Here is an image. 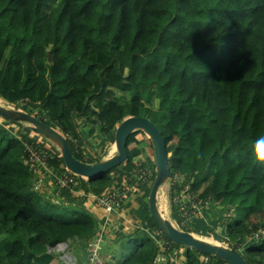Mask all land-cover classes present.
<instances>
[{
	"label": "trees",
	"instance_id": "16d2710c",
	"mask_svg": "<svg viewBox=\"0 0 264 264\" xmlns=\"http://www.w3.org/2000/svg\"><path fill=\"white\" fill-rule=\"evenodd\" d=\"M0 99L79 145L78 122L107 133L128 116L154 119L170 177L218 204L235 198L238 213L222 223L229 242L264 222V165L254 159L264 136V0H0ZM163 102L176 108L149 116ZM0 119V264H54L47 246L85 243L103 214L35 190L22 144L29 139ZM137 133L126 139L123 164L86 179L90 189L81 178L79 188L98 194L113 172L133 166ZM132 241L118 264H153L154 239L139 232ZM239 252L260 264L264 239ZM200 254L185 247V264H200Z\"/></svg>",
	"mask_w": 264,
	"mask_h": 264
},
{
	"label": "built area",
	"instance_id": "2783aa9c",
	"mask_svg": "<svg viewBox=\"0 0 264 264\" xmlns=\"http://www.w3.org/2000/svg\"><path fill=\"white\" fill-rule=\"evenodd\" d=\"M76 153L82 155L83 161L87 162V156L79 147L77 139L64 135ZM23 152L25 160L34 174L33 187L40 192L49 194L53 202L82 199L90 202L91 205L100 209L107 220L109 214H115L125 205L130 196L138 192L144 186H149L152 182V170L149 165L134 164L130 168H122V171L113 172L111 175V185L100 193L84 192L79 188L81 177L70 170L64 164L50 165V159L58 156L56 152L46 145L44 141L34 142V140H23ZM59 157V156H58ZM175 177V176H174ZM79 179V180H78ZM180 179H173L170 184L171 201L175 206V217L173 225L179 230L188 231L197 214L209 203V199L200 197L197 193L189 191L187 185L180 186ZM148 183V184H147ZM174 185L179 190H174ZM51 187V189H49ZM232 210V209H231ZM108 224V223H106ZM103 224L85 243L82 244V262L80 264H114V259L102 252ZM189 232V231H188ZM156 244L159 252L156 254L154 262L163 260L164 255L169 253L176 245L168 240L163 234L155 229L150 235ZM264 239V222L256 229H250L247 237L242 242H229L226 237L223 239L227 247L234 245L237 251H242L249 243ZM72 240L57 242L52 246H47V252L53 254L56 261L63 264H79L78 258L68 252ZM177 247V246H176ZM200 264H225L220 262L213 255L201 253L199 255ZM56 262V263H57Z\"/></svg>",
	"mask_w": 264,
	"mask_h": 264
},
{
	"label": "water",
	"instance_id": "95a60500",
	"mask_svg": "<svg viewBox=\"0 0 264 264\" xmlns=\"http://www.w3.org/2000/svg\"><path fill=\"white\" fill-rule=\"evenodd\" d=\"M0 116L11 122H24L31 132L44 137L56 146L62 162L68 170L86 179H93L123 164L127 159L125 142L128 135L135 130H141L149 138L153 149L155 174L150 184L147 204L157 230L175 244L213 255L228 264H247L235 248L211 243L193 236L191 232L179 230L160 213L156 203V194L159 186L168 180L171 174L163 137L158 127L147 117L128 116L122 119L113 131L115 153L97 162H85L73 156L67 139L59 129L38 119L35 115L0 105Z\"/></svg>",
	"mask_w": 264,
	"mask_h": 264
},
{
	"label": "rangeland",
	"instance_id": "374dc122",
	"mask_svg": "<svg viewBox=\"0 0 264 264\" xmlns=\"http://www.w3.org/2000/svg\"><path fill=\"white\" fill-rule=\"evenodd\" d=\"M152 92L154 93V95L156 97L158 96L155 86L152 87ZM117 95H121V94L119 92H117ZM0 105L10 107V108H14V109H20V110L27 112L26 110H24L21 107L20 104H9V103L4 102L1 99H0ZM175 108H176V104L174 102H172L171 104H167L166 102H163L159 105H156V107L152 108L149 116L152 117V116H155L156 114H158L159 112H164V111H168L170 109H175ZM149 120L155 124H158V122L154 119H149ZM1 122H3V121L0 119V123ZM17 123L19 124V126H20L22 132L24 133L25 137L33 134V132H31L26 127V124L24 122H17ZM52 126L55 127L56 129H58L53 124H52ZM77 127L79 129L78 133H79V137L81 139L80 145H81L82 150H83V146H85V147L88 146L90 151L91 150L94 151V154H97V155L100 154L101 156H103L102 158H104V156L105 157L108 156L107 154H109L108 152H109L110 146H111V138H112L113 130H110L109 132L105 133V132H102V130L100 129V127L98 125H92L91 123H88V122L87 123L78 122ZM90 130H92V132H90ZM38 137H39V139L42 138L43 140H45L46 145H48L52 149V151L56 152V154L60 157L58 149L56 148V146L54 144L50 143L48 140H46L44 137H42L40 135H38ZM34 142H38V140H36ZM80 145H79V147H80ZM130 146H132V144H130ZM86 152L90 155V153L88 151H86ZM139 154H140V152H139ZM151 154H153V149H152V145L149 143L146 145V149L144 148L143 152H141V154L138 157L132 158L131 163L140 164V165H149V168L152 170V173L155 174V167H153L154 166V159L153 158H151V160L149 159V155H151ZM60 159H61V157H60ZM112 171H113V169H111L107 173H112ZM152 176H154V175L152 174ZM173 179L179 180L180 177L175 175V177H170L168 180L163 182L160 185V187L158 188V195H160L161 191L163 192V190H164L163 193L164 194L166 193V191H165L166 185L170 186ZM86 181H84V182H86ZM83 185H86L88 187V189H90L88 181ZM142 192L143 191H140V193H138L139 195L136 194L135 197H132V198L135 200L137 197H139V196L141 197V195H143ZM167 194H168V192H167ZM144 197H145L144 201H143V198H141V204L137 206V210L139 211V215H140L139 226L132 227L130 225H120L119 223L117 225V223L115 221H113V223L104 227L102 251H103L104 255H106L108 257H112L114 259V264L121 263V261L127 256L128 252L134 248V241H132V239L137 235V233H139V232L146 233L150 236L151 233L155 231L153 221L151 219L150 220L148 219L149 214H148V206L146 203L147 199H146V196H144ZM234 199H235L234 197L227 198L226 200H224L225 203L223 205H221L225 209L224 220L226 219V217H233L235 214L238 213L237 207H234L232 209L228 206L229 204H231L233 202ZM168 201H169V198H168ZM119 225H120V230L115 229L116 226H119ZM113 226L115 228H113ZM192 233L194 236H195V234H197L195 237L199 236L201 239H203L205 241H208L211 243H218V244L224 245V246L226 245V242L224 240H222L220 235H218V233H222V231H220V230L218 231V233L216 232V234H217V235L215 234L216 236L212 235L211 237L205 236V235H209V234L201 235L203 233H200V232H193L192 231ZM211 234H214V233H211ZM82 244L83 243H80V242L79 243L73 242V243H70V245H69L72 248H68V252L72 253V255H75L78 258L79 264L82 262V253H83ZM180 248H182V249H180L178 251L177 250L178 247L175 246L172 250L169 251L168 254L172 255L173 257H175V256L177 257L178 254L181 256L185 250V247L180 245ZM158 252H159V250H158ZM58 257H59V255H56L55 261H56V258H58ZM159 260H161V259H158L157 261H159ZM56 262L54 264H63L60 261H58L57 263ZM159 262H160L159 264H161V262H163V261H159Z\"/></svg>",
	"mask_w": 264,
	"mask_h": 264
},
{
	"label": "crops",
	"instance_id": "0c3cea01",
	"mask_svg": "<svg viewBox=\"0 0 264 264\" xmlns=\"http://www.w3.org/2000/svg\"><path fill=\"white\" fill-rule=\"evenodd\" d=\"M135 136H136L135 138L138 140V146H139V150H140V154H141V152H143L144 148L146 149V145L149 144V138L146 135H144V133L143 134L137 133ZM27 138L29 140H34V141L38 140V142H42V141L45 142V140H43L42 138H41L42 140L39 139L38 135H36L34 133L31 135H28ZM131 144H132V146H130V144H129V147L134 146L133 142ZM87 148H88V146H86V147L83 146V150H84L83 152L85 153L86 151H88L90 153V155L87 152L85 153L87 156V160L97 162L99 160L110 157L111 155H113L115 153L114 141H113V132H112V138H111V146H110V150L108 152L109 154H107L108 155L107 157L104 156V158H102L103 156H101L100 154L99 155L94 154L93 150L90 151V149L89 148L87 149ZM140 154H138L136 157H138ZM151 158H153V154L149 155L150 160H151ZM84 181H86V179ZM149 188H150V185L144 186L138 192H136L135 194L130 196L129 199L127 200L128 202L125 205H123V207L120 210H117L115 212V214H109L107 216V220L104 219L105 214L102 211L98 210L99 213L101 212V215L103 214V216H101L100 219L98 218L100 227L106 223H108V224H106L104 226L110 225L111 223H113V221H115L117 223V225L119 223L120 225H130L132 227L139 226L140 215H139V211L137 210V206L141 204V198H143V201H144V198H145L144 196H146V199H147ZM49 189H51V187H49ZM140 191H143L142 192L143 195H141V197L140 196L137 197L134 200L132 197H135L136 194L139 195L138 193H140ZM165 191H166L165 194L163 193L164 190H163V192L161 191L160 195H158V191H157L156 203H157V206L159 208L160 213L162 215H164L169 221H171V223H173L174 217H175V206L171 201V196H170L171 191H170L169 185H166ZM167 192H168V194H167ZM168 198H169V201H168ZM68 202L75 204V205L77 204L76 200H69ZM146 203H147V201H146ZM221 205H223V204L219 205L217 202L210 201V203L197 214V216L195 217V219L192 223V227L190 228L189 232L192 233V231H193V232L203 233L201 235L209 234V235H205V236L211 237L212 235H215L216 232L218 233V231L220 230V231H222V233H218V235H220L222 240L225 239V235L223 233V227H222V223L225 221L224 220L225 209ZM80 206L83 207L84 209L88 210V211H90V210H92V208H94V206L91 205L90 202H87L84 200H82V203ZM147 206H148V204H147ZM228 206L232 209L234 208V205L231 206L229 204ZM148 219L150 220V217H148ZM120 225L116 226V228L113 226V228L120 230ZM211 233H214V234H211ZM12 242L17 244V245L23 244V240L21 237L14 238ZM177 247H178V249H177L178 251L180 249H182V248H180V246H177ZM184 252H185V250H184ZM184 252L181 256L178 254L177 257L176 256L173 257L172 255H169L167 253L166 255H164V259L159 260V261H163V262H161V264H185ZM159 261H155V262L153 261V264H159L160 263ZM260 264H264V261H262Z\"/></svg>",
	"mask_w": 264,
	"mask_h": 264
},
{
	"label": "clouds",
	"instance_id": "9594fccd",
	"mask_svg": "<svg viewBox=\"0 0 264 264\" xmlns=\"http://www.w3.org/2000/svg\"><path fill=\"white\" fill-rule=\"evenodd\" d=\"M257 151L254 153V159L264 165V136L257 137L256 141L254 142Z\"/></svg>",
	"mask_w": 264,
	"mask_h": 264
},
{
	"label": "bare ground",
	"instance_id": "6f19581e",
	"mask_svg": "<svg viewBox=\"0 0 264 264\" xmlns=\"http://www.w3.org/2000/svg\"><path fill=\"white\" fill-rule=\"evenodd\" d=\"M54 128H55V127H54ZM193 236H194V235H193ZM195 236H196V234H195ZM198 237H199V236H198ZM198 237H197V238H198ZM199 239H201V238L199 237ZM202 240H203V239H202Z\"/></svg>",
	"mask_w": 264,
	"mask_h": 264
}]
</instances>
